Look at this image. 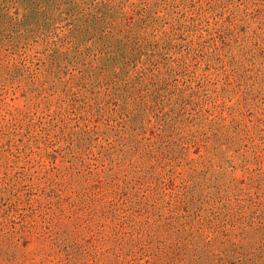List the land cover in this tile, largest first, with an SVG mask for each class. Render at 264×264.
<instances>
[{
    "label": "rangeland",
    "instance_id": "obj_1",
    "mask_svg": "<svg viewBox=\"0 0 264 264\" xmlns=\"http://www.w3.org/2000/svg\"><path fill=\"white\" fill-rule=\"evenodd\" d=\"M63 10L0 0V264H264V0Z\"/></svg>",
    "mask_w": 264,
    "mask_h": 264
},
{
    "label": "trees",
    "instance_id": "obj_2",
    "mask_svg": "<svg viewBox=\"0 0 264 264\" xmlns=\"http://www.w3.org/2000/svg\"><path fill=\"white\" fill-rule=\"evenodd\" d=\"M55 1H57V0H44L45 7L47 8V7L52 5L53 7H55V10L60 9L61 13L64 11L63 9L67 7L68 10L70 12L75 13V15L76 14L78 15V13L80 11L82 12V10H80V0H59V2H55ZM30 2L31 1H29V4L27 3L28 5H26L25 8H27L28 10L31 11L33 8L31 6L35 5V3H34V1L32 3H30ZM63 5H65V7ZM144 11L145 10H142V12H144ZM46 14H48V16H49V12H46ZM82 15H83V12H82ZM119 15L121 18L126 15V11L123 9V7L120 8V11H118V12L115 11L114 9H111L110 14H109V11H107V12L101 11V16H103V18H100L98 16L93 17L96 19V22L94 20L93 25L95 27L100 25L102 23L103 19L106 18L105 16H107L108 18L110 16L115 18V17H118ZM48 18H50L52 21L54 19L53 17L51 18V16ZM86 31H88V28L86 29ZM225 216H228V215H225ZM234 222L235 221H233L231 219H226L223 222V224H221V225H218V226L217 225H209L210 230L207 233L211 234V236H212L211 240L212 241L210 242L208 240L206 243H202V239H203L205 234L204 235L202 234L201 237L199 236L200 239L197 241V243H199L198 246H195L194 250L190 253V260L189 261L191 262V264H224V261L226 260V258L228 256H233L236 254V252H239L237 249L240 246H238L234 242V239H232L233 234H234V230L236 228H239L238 225L234 224ZM254 222L255 221L252 219V220H250L249 223L253 224ZM203 223L201 225H204ZM258 223H262V221H258ZM226 224H230V225L227 226ZM220 226H222V227H220ZM223 226H224L225 230L221 231V232H222V234L224 233V235L227 237V239H226L227 242L229 241V243H230L231 248L229 249V252H225L224 255L217 256V254L213 253L211 251V249H209V248L206 250H201V246L202 247H207L208 245L213 246V244L215 242H218V240H217L218 239L217 227H219L222 230ZM238 234H242V230ZM248 234H249V237L251 239V242L253 241L252 243L254 244V241H256L259 237V226L257 225V223L253 224V227H252L251 231H248ZM219 242L222 243L221 241H219ZM251 255L252 254L250 253V257L248 259H246V261H243V264H262V263L258 262L256 259H254V257H252ZM182 261L184 262V260H182ZM183 262L181 264H183Z\"/></svg>",
    "mask_w": 264,
    "mask_h": 264
}]
</instances>
